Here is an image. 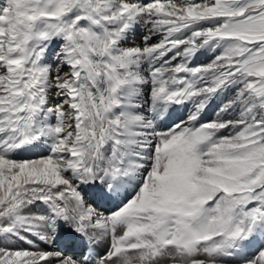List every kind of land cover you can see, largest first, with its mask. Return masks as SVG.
<instances>
[{
	"label": "snow or ice",
	"instance_id": "obj_1",
	"mask_svg": "<svg viewBox=\"0 0 264 264\" xmlns=\"http://www.w3.org/2000/svg\"><path fill=\"white\" fill-rule=\"evenodd\" d=\"M0 264H264V0H0Z\"/></svg>",
	"mask_w": 264,
	"mask_h": 264
},
{
	"label": "bare ground",
	"instance_id": "obj_2",
	"mask_svg": "<svg viewBox=\"0 0 264 264\" xmlns=\"http://www.w3.org/2000/svg\"><path fill=\"white\" fill-rule=\"evenodd\" d=\"M143 29L141 28L136 35H141ZM140 38H136L135 37V42L139 41ZM208 54V53H207ZM211 53L207 56H201L199 57V59L196 61V63H205L208 58L210 57ZM220 103V100H214L213 102H211L206 110L202 113L201 116V122L204 121H209L212 119H215V114L217 111V106ZM191 108V105H181V106H175L173 109V113L169 115L167 121H165V123H163L161 126L162 127H166V126H170V124L174 121H179L181 118L185 117L188 113V110ZM216 110H215V109ZM215 110V111H212ZM226 134V133H225ZM107 210V209H104ZM34 212L37 213H41L43 211V207L41 205L36 206V208L33 209ZM69 236L68 233L66 231H61L60 234V238L56 240V246L54 244H52L51 242L45 243V242H39L37 245H35L36 247L39 248H47V249H56V248H63L66 244H72V246L69 248V251L67 252L68 254L71 252L73 254H78V252H80L81 250V245L79 243V241H69ZM105 249V245L104 244H100L97 248V251L103 252Z\"/></svg>",
	"mask_w": 264,
	"mask_h": 264
},
{
	"label": "rangeland",
	"instance_id": "obj_3",
	"mask_svg": "<svg viewBox=\"0 0 264 264\" xmlns=\"http://www.w3.org/2000/svg\"><path fill=\"white\" fill-rule=\"evenodd\" d=\"M136 38H140V35H136ZM132 42H135V41H132ZM210 53H208V54H206V55H204V56H207V55H209ZM207 62V61H206ZM205 62V63H206ZM215 109V108H214ZM174 110V109H173ZM173 110L171 111V113L170 114H172L173 113ZM216 110V109H215ZM215 110H212V111H215ZM69 236V235H68ZM69 241H71L72 239H71V237L69 236ZM55 246H56V243L54 244ZM72 246V244H66L63 248H62V250L66 253V254H68L67 252L69 251V248ZM61 249V248H60ZM69 254H73V253H69ZM78 254H79V252H78Z\"/></svg>",
	"mask_w": 264,
	"mask_h": 264
}]
</instances>
